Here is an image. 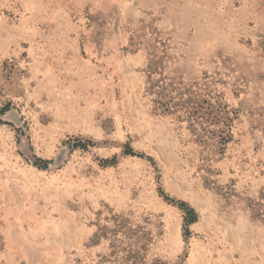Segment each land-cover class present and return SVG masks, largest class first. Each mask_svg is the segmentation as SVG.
I'll list each match as a JSON object with an SVG mask.
<instances>
[{
	"label": "rangeland",
	"instance_id": "rangeland-1",
	"mask_svg": "<svg viewBox=\"0 0 264 264\" xmlns=\"http://www.w3.org/2000/svg\"><path fill=\"white\" fill-rule=\"evenodd\" d=\"M150 69L230 141L164 113ZM6 106L0 264H264V0H0Z\"/></svg>",
	"mask_w": 264,
	"mask_h": 264
},
{
	"label": "trees",
	"instance_id": "trees-1",
	"mask_svg": "<svg viewBox=\"0 0 264 264\" xmlns=\"http://www.w3.org/2000/svg\"><path fill=\"white\" fill-rule=\"evenodd\" d=\"M149 73V81L150 89L158 99L157 103L159 108L164 109V113H173L176 112H184L186 116L189 117L192 126H200L205 125L206 128L214 127L215 135L220 138V144L224 146L230 141V130L232 127V118H230V114L226 111V107H219L218 109L205 100L197 99L194 95L190 94L188 99H185L187 96L186 92H181L176 90L175 88H170V85L166 87H160L158 82L154 81L153 78L157 71L150 69ZM194 97V98H193ZM202 102H201V101ZM205 102V103H204ZM200 103L206 105V107L200 106ZM10 109L8 106L0 110V114L3 116ZM217 111V112H215ZM90 147H93V143L90 141H81L73 147L74 149H79L83 151H88ZM125 156L136 157L137 154L135 151L127 147L123 153ZM152 160V159H150ZM102 165L105 167L113 166L116 164V158L112 160H102ZM50 165V161L38 159L34 166L39 170H47ZM160 196L168 203L177 206L185 215L184 223H185V235L189 236L190 231L189 227L198 222V214L196 211L191 208L187 203L176 201L175 199H171L162 189L160 190Z\"/></svg>",
	"mask_w": 264,
	"mask_h": 264
}]
</instances>
